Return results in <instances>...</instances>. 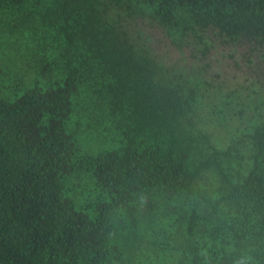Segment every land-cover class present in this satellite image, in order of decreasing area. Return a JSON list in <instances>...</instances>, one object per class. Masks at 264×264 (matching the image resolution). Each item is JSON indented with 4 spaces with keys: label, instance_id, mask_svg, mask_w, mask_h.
Segmentation results:
<instances>
[{
    "label": "trees",
    "instance_id": "16d2710c",
    "mask_svg": "<svg viewBox=\"0 0 264 264\" xmlns=\"http://www.w3.org/2000/svg\"><path fill=\"white\" fill-rule=\"evenodd\" d=\"M120 3L181 35L264 39V0H0L25 68L0 91V264H264V105L219 149Z\"/></svg>",
    "mask_w": 264,
    "mask_h": 264
},
{
    "label": "rangeland",
    "instance_id": "374dc122",
    "mask_svg": "<svg viewBox=\"0 0 264 264\" xmlns=\"http://www.w3.org/2000/svg\"><path fill=\"white\" fill-rule=\"evenodd\" d=\"M113 11L136 49L145 50L172 80L195 85L192 121L198 131L219 149L245 141L264 105V39L229 41L209 28L181 35L131 4L120 3ZM2 40L8 45H0V91H9L25 68L13 57L14 38Z\"/></svg>",
    "mask_w": 264,
    "mask_h": 264
},
{
    "label": "clouds",
    "instance_id": "9594fccd",
    "mask_svg": "<svg viewBox=\"0 0 264 264\" xmlns=\"http://www.w3.org/2000/svg\"><path fill=\"white\" fill-rule=\"evenodd\" d=\"M237 264H244V262L241 260V261H238Z\"/></svg>",
    "mask_w": 264,
    "mask_h": 264
}]
</instances>
